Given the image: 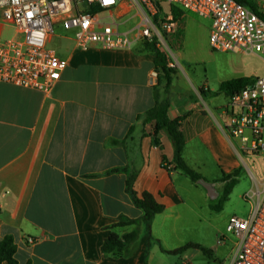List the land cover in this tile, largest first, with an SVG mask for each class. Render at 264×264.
I'll return each instance as SVG.
<instances>
[{"label":"crops","instance_id":"obj_1","mask_svg":"<svg viewBox=\"0 0 264 264\" xmlns=\"http://www.w3.org/2000/svg\"><path fill=\"white\" fill-rule=\"evenodd\" d=\"M11 32L0 22V39ZM58 43L68 67L51 92L0 83V240L14 238L19 264H167V256L192 264L200 249L165 252L188 244L204 248L187 242L182 228L187 215L196 211L184 192L190 180L175 169L168 135L159 132L157 144L155 122L143 126L137 121L155 107L157 94L159 99L165 96L157 93L156 56L144 43L114 51L76 49L68 38ZM211 107L204 99L179 106L171 100L169 117L183 118L182 156L189 168V160L207 150L222 174L230 175L241 169L244 155L223 134L224 110L219 116L220 107ZM133 126L130 144L139 170L134 190L151 193L165 212L152 223L149 248L147 229L141 226L135 254L115 257L102 253L105 240L114 232L123 236L137 228L110 227L120 217L138 221L143 212L126 192L127 174L103 175L129 166L125 148L107 143L124 140ZM224 186L216 184L215 189L219 193ZM227 242H218V250Z\"/></svg>","mask_w":264,"mask_h":264},{"label":"built area","instance_id":"obj_2","mask_svg":"<svg viewBox=\"0 0 264 264\" xmlns=\"http://www.w3.org/2000/svg\"><path fill=\"white\" fill-rule=\"evenodd\" d=\"M171 7L210 22L212 50L264 63V0H0V22L14 32L0 39V83L51 92L68 67L58 43L67 38L80 50L162 43L178 25ZM249 78L229 98L222 131L240 154L264 159V75ZM251 177L255 185L244 195L249 214L232 216L219 241L236 240L230 264H264V173L260 182Z\"/></svg>","mask_w":264,"mask_h":264},{"label":"rangeland","instance_id":"obj_3","mask_svg":"<svg viewBox=\"0 0 264 264\" xmlns=\"http://www.w3.org/2000/svg\"><path fill=\"white\" fill-rule=\"evenodd\" d=\"M167 5L164 4V10ZM178 23L179 20L175 17ZM210 22L196 15L184 12L177 29L171 34L164 37V41L154 43L162 53L166 55L169 64L178 63V67H174L176 73L172 75V83L168 89L166 96L176 105H183L187 101H201L204 99L211 107H220L217 115L221 116V112L226 108L229 99L220 94L212 97L210 93L204 96L201 90H210L218 92L223 82L238 79L242 77L253 76L258 73L259 76L264 75V63L255 56L243 54L240 52H216L212 50L209 44ZM14 32L6 33L5 38H11ZM173 59H176L173 62ZM168 64V65H169ZM158 74V73H156ZM165 89L159 87L157 93L164 94ZM211 100V101H210ZM214 103V105L211 104ZM211 107V108H212ZM188 158V157H187ZM194 160H189L190 167L197 174L202 176L203 180L209 184H221L223 178L222 171L214 162V157L207 150H202ZM244 161V162H243ZM240 160L241 169L238 171L234 179L237 184L221 211H216L214 207L220 204V196L224 193L225 186L217 199H210L207 194L204 195L205 189L201 185H195L189 180V186L186 194L189 203L193 202L196 211L187 215L186 222L182 223L185 230L184 237L187 242H197L204 248L214 252L213 256L208 257L203 252H198L197 258L192 259V264H230L236 240L229 238L223 248L218 250V242L221 236L226 235L225 221L232 216L246 218L250 211V206L244 201V195L250 191L255 185L251 179L253 174L258 181L262 180L264 173V159L259 157L254 160L248 156H243ZM232 181L228 184H232ZM218 189V188H217ZM192 205V204H191ZM189 212V211H188ZM184 224V225H183ZM138 245L134 248V254ZM216 253V254H215ZM167 264H179L176 256H167Z\"/></svg>","mask_w":264,"mask_h":264},{"label":"trees","instance_id":"obj_4","mask_svg":"<svg viewBox=\"0 0 264 264\" xmlns=\"http://www.w3.org/2000/svg\"><path fill=\"white\" fill-rule=\"evenodd\" d=\"M169 11L175 16L179 22L181 21V16L184 15V12L181 10L171 7ZM159 12H163V9L159 5ZM159 17L156 19L158 22ZM145 50H148L156 56V72L158 73V87H163L165 89V96L162 99L158 98L157 94V102L154 108L147 111L144 115H139L137 121L141 122L143 126L148 123L155 122V143L158 144V133L164 131L172 145L174 147L175 157L173 163L175 164V169L181 172L185 177H187L193 184L198 185V181L203 180L202 176L197 174L191 168L187 166V164L183 160V151L185 149V138L182 132V122L183 118L171 119L169 117V107L170 100L167 98L166 93L171 86L172 83V75L176 73L175 69L169 67L168 59L166 55L160 51L155 43H144ZM250 82L249 77L233 79L230 81L223 82L220 86L218 92H207L210 93L213 97L218 96L220 94H224L228 99L248 85ZM158 91V90H157ZM201 93L205 96L206 92L201 90ZM135 127L133 126L127 137L122 140H110L108 141V145L111 146H122L127 151V156L129 158V166L121 169L115 168L110 171H107L103 175L110 176L113 174H127L126 181V192L130 196L131 200L135 207L140 209L143 212V216L140 220H130L126 217H120L118 222L112 225L110 228L113 230L119 231V229H123L129 226H136V230L125 234L123 236L119 235L117 232H114L109 238L105 240L102 245V253L105 255H113L115 257H130L133 254V248L137 244L139 240V228L141 226H145L148 233V248L151 243L154 242V239L151 235V227L152 223L157 215H160L165 212V206L158 203L155 197L149 193L144 192L142 195H138L134 190V184L139 175V170L136 167V152L135 148L131 146L130 141L134 140V132ZM143 136H146L144 133ZM136 156V157H135ZM165 168L169 167L167 159L164 157L163 159ZM238 171H235L230 175H223L221 179V183H225L224 193L220 196V204L214 207L216 211H221L223 209L224 203H226L232 193L233 188L237 184V180L234 179ZM92 177L96 178L98 175H93ZM232 181V184H228ZM191 249H200L205 255H211L210 251L202 248L199 245L188 244L184 247L175 250V251H165L168 254L178 255L182 254ZM149 250V249H148ZM147 250V254H148ZM17 253V245L12 236H6L4 239L0 240V264H19L16 259ZM30 264V263H29ZM144 264H147L146 262Z\"/></svg>","mask_w":264,"mask_h":264},{"label":"water","instance_id":"obj_5","mask_svg":"<svg viewBox=\"0 0 264 264\" xmlns=\"http://www.w3.org/2000/svg\"><path fill=\"white\" fill-rule=\"evenodd\" d=\"M198 185H201L207 192V195L210 199H217L219 197V193L215 189L212 184L205 182L204 180L198 181Z\"/></svg>","mask_w":264,"mask_h":264}]
</instances>
